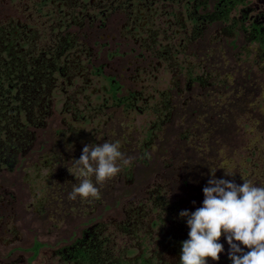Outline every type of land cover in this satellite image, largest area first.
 I'll return each mask as SVG.
<instances>
[{
    "label": "flooded vegetation",
    "instance_id": "af4514ba",
    "mask_svg": "<svg viewBox=\"0 0 264 264\" xmlns=\"http://www.w3.org/2000/svg\"><path fill=\"white\" fill-rule=\"evenodd\" d=\"M226 7L229 19L223 21ZM215 8L219 20L209 23L207 15ZM0 30L12 33L7 40L14 39L21 50L27 49L31 62L39 55L55 61L49 72L50 83L38 91L43 111L39 131L44 130V135L40 139L35 135L21 150L18 165L8 172L26 163L27 188L39 183L26 209L43 221H59V217L61 221H85L75 235L52 249L58 261L59 248L72 243L86 228L99 226L109 237L119 232L128 238L131 244L121 250L125 255L133 249L136 257L154 259L158 264H180L182 244L176 241L187 240L190 229L187 218L179 214L203 206L210 168L217 169L218 179L242 185L245 177L264 187V107L259 96L264 90V0H0ZM194 33L203 36L192 41ZM208 33L216 34L218 41L226 44L234 40L238 61L241 51L248 54V62L252 68L256 66V71L253 68L247 78L255 76L252 82L258 88L251 92L256 93L252 113L263 111L259 120L244 124L241 136L237 132L232 135L231 157L223 161L225 156L216 152L206 171L195 173L192 138L197 137L196 129L201 126L198 120L204 119L201 110L207 90L219 84L208 82L207 87L204 81L208 75L196 73L192 76L201 80L193 81L189 65H184L182 74L179 55L186 54ZM177 36L182 38L175 44ZM64 42L67 50L59 52ZM160 69L171 77L159 87L155 82L163 79L157 76ZM111 76L121 87L120 95L127 97V105H116L111 98L106 82ZM131 113L151 118L140 127L135 126V117L119 121L118 114L127 119ZM116 141L130 164L122 166L112 178L115 184L112 179L98 184L99 199H69L73 185L79 181L68 169L80 158L83 147ZM155 160L160 162L159 170L142 192L130 196L124 191L110 206L108 191L135 185L140 171L134 164L148 168ZM222 166L234 175L226 176ZM168 170L174 175L170 176ZM159 194L168 200L167 211L158 206ZM17 204L15 195L0 186V226L10 235L8 242L17 237L7 227L8 221H16ZM10 214L15 216L13 220ZM21 218L30 221L26 213ZM102 221H114L115 231ZM219 242L224 246L220 259L208 258L207 264H232L226 236L222 235ZM15 250L11 247L8 254Z\"/></svg>",
    "mask_w": 264,
    "mask_h": 264
},
{
    "label": "rangeland",
    "instance_id": "374dc122",
    "mask_svg": "<svg viewBox=\"0 0 264 264\" xmlns=\"http://www.w3.org/2000/svg\"><path fill=\"white\" fill-rule=\"evenodd\" d=\"M179 38H182V36L176 37L175 44H178ZM218 40L217 35L214 33L205 34L204 38L191 46V50L188 49L186 54L179 55L180 60L183 61L181 65L182 74L185 71L184 69H186L184 65H189L194 70V73L211 75L210 82L213 84L217 82L219 84V87L213 86L207 90L209 93L206 94V99H204L206 102L201 110V113L204 114V119H202V122L198 120L199 125L201 123V126L198 127L200 130L196 129L198 131L197 137L192 138L191 164L192 170L195 173L199 170L204 173L207 168L206 166H209V159L217 156L218 152H221V156H225L223 161L231 157L230 150L232 149V141L230 138L232 135L237 132L236 134L239 133L241 136L243 134L244 124L246 126V123L252 122L255 118L259 120L260 116H262L260 115V111H263L258 109L252 113L251 107L256 94L254 93L252 95L251 92L257 88L255 82L253 83L252 80L253 77L254 79L256 78L255 76L247 78V76L251 74L250 71L252 72L253 68L256 71V66L252 68V65L248 62L250 57L244 51L239 53L238 56L241 60L238 61L235 57L236 55H234V51L231 50L228 44ZM157 76L158 79L160 77L163 78L162 80H158L157 83L155 82L160 87V85L167 84L171 74L168 71L166 72L160 69ZM195 89L198 90L199 88ZM259 96L262 98V105L264 107V90ZM117 116L121 118L119 121L133 120L135 117L133 121L135 126L139 127L151 118L147 114L134 115L132 113L127 115V119L122 114H118ZM191 120L193 121V119ZM115 122H117L116 119ZM41 135H44V130H38L36 132L38 139H40ZM201 164H204L202 168L199 167ZM134 165V168L140 171L139 175H137L138 172H135L137 175L135 185L127 189L120 187L115 190L112 188L108 191L107 200L110 206L116 203L115 200L121 198V193L124 191H127L130 196L133 193H139L140 190L142 192V188L149 180H152L154 172L159 170L160 162L155 160L148 168H139L140 163L138 162ZM177 165H180V163L178 162ZM24 167H26V163H21L13 173H9L8 171L0 172V186L15 195L18 204L14 207L17 209L19 206V213L16 212V221L7 222V227L12 228L14 233H16L15 236H17L13 242H8L10 235L4 234V227L0 226V264L5 259L7 261L19 260L17 261L18 264H28L27 258L31 254L29 248L34 240L43 242L44 246L39 250L31 264H57L58 258L54 255L52 249L58 243L60 245L61 241L68 240V238L75 235L77 229L85 221H61L60 217L59 221H43L36 214H33L31 209H26L28 203L33 199V191L36 190V185L39 183L35 187H31V189L27 188V183L24 181V173L27 169H24ZM42 171L44 172L45 170L43 169ZM168 172L170 176L175 173L172 170H168ZM112 183L115 184L114 179H112ZM36 192L37 194L39 193V191ZM25 213L30 221H24L21 218L23 214L25 216ZM9 217L13 220L15 216L10 214ZM102 222L105 223L110 231H115L114 221ZM112 233L113 237L111 238L113 239L114 250L116 252L121 251L125 246L131 244L125 235L123 236L119 232L116 234L114 232ZM11 247H15L16 250L8 254Z\"/></svg>",
    "mask_w": 264,
    "mask_h": 264
},
{
    "label": "clouds",
    "instance_id": "9594fccd",
    "mask_svg": "<svg viewBox=\"0 0 264 264\" xmlns=\"http://www.w3.org/2000/svg\"><path fill=\"white\" fill-rule=\"evenodd\" d=\"M120 149L119 141L85 145L73 168L68 169L79 181L68 198L99 199L97 185L114 178L122 166L130 164ZM220 168L225 169L226 176L234 175L227 166ZM216 171L210 168L211 178L203 188V206L179 214L187 218L190 229L189 238L182 242L180 264H207L208 258L218 261L224 251L219 242L222 235L230 245L232 264H264V187L245 177L242 185L218 179Z\"/></svg>",
    "mask_w": 264,
    "mask_h": 264
},
{
    "label": "trees",
    "instance_id": "16d2710c",
    "mask_svg": "<svg viewBox=\"0 0 264 264\" xmlns=\"http://www.w3.org/2000/svg\"><path fill=\"white\" fill-rule=\"evenodd\" d=\"M241 3L243 1H240ZM216 15L215 8L213 13L207 15L208 22L219 20ZM228 17L229 7H226L221 18L228 21ZM9 35L13 36L12 33L7 34L0 30V171H11L18 165L21 150L32 143L37 130L41 128L39 124L43 111L39 106L38 91L43 85L50 83L49 72L53 71L55 66L54 60L46 61L40 55L37 61L31 62L27 49L21 50V45H16L14 39L8 41ZM202 36L203 34L194 33L191 40L195 41ZM228 44L233 51L237 47L234 40ZM62 47L63 50L59 52L65 53V42ZM193 74L194 70L190 69L193 81L201 80L200 76L196 78ZM210 76L204 81L207 87L212 78ZM112 78L113 76L106 78L111 98L116 105H127V97L120 95L121 87L117 81H112ZM157 200L159 208L167 211V198L159 194ZM176 242L182 244L183 240ZM41 246L43 243L33 241L29 248L31 254L27 258L28 264L36 258ZM134 253L133 249L127 250L126 254L130 256L125 255L124 251L116 252L113 239L102 228L95 226L92 230L86 228L72 243L59 248L57 264H158L154 259L152 261L144 256L136 257ZM17 261L5 259L1 264H18Z\"/></svg>",
    "mask_w": 264,
    "mask_h": 264
}]
</instances>
